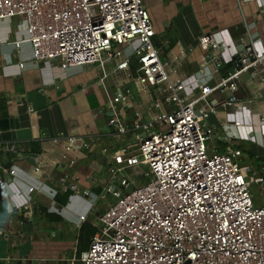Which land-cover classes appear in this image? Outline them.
Wrapping results in <instances>:
<instances>
[{"label": "built area", "instance_id": "built-area-1", "mask_svg": "<svg viewBox=\"0 0 264 264\" xmlns=\"http://www.w3.org/2000/svg\"><path fill=\"white\" fill-rule=\"evenodd\" d=\"M12 19L26 24L28 37L11 45L29 46L32 62L98 66L101 83L123 72L143 97L144 110L136 108L131 117L124 112L131 90L108 100L113 138L119 143L133 134L135 145L113 153L108 194L82 193L88 211L78 217L81 222L106 195L110 199L88 251L69 264H264V167L256 172L238 164L243 143L264 150V117L259 123L244 118V103L232 95L225 106L233 114L219 129L208 124L217 111L209 97L219 90L235 93L241 75L264 63V47L253 44L241 54L227 30L203 34L199 46L211 54L216 72L238 59L237 67L215 86L200 80L188 86L182 78L172 79L177 69L162 62L143 0H0V21ZM133 45L126 56L124 48ZM218 136L235 148L219 152L212 144ZM80 144L88 148L83 138L69 136L61 160L74 165L69 154ZM0 152L17 153V147L1 142ZM138 170L145 183L125 174ZM34 173L31 186L39 191L43 174L39 167ZM69 179L66 174L59 183L76 195ZM253 184L263 191L260 206Z\"/></svg>", "mask_w": 264, "mask_h": 264}, {"label": "crops", "instance_id": "crops-1", "mask_svg": "<svg viewBox=\"0 0 264 264\" xmlns=\"http://www.w3.org/2000/svg\"><path fill=\"white\" fill-rule=\"evenodd\" d=\"M143 3L156 33L153 42L162 62L177 69L172 79L182 78L188 86L196 80L215 86L237 67L238 59L216 72L211 54L199 46L203 34L227 30L241 54L253 44L258 50L264 47V0ZM27 37V26L20 20L0 21V118H13L17 128L32 131L30 141L5 142L16 145L17 153L0 152V264H69L88 251L92 237L101 229L97 214L104 213L110 199L106 195L81 222L78 217L88 211V197L82 193L108 194L113 153L135 145L133 134L119 143L113 138L109 126L113 113L108 100L120 90H131L124 110L131 117L136 108L144 110L143 97L135 81L128 80L123 72L101 83L103 70L98 66L68 68L56 62H32L29 46L16 50L11 45ZM134 46L124 48L126 56L132 55ZM236 84L235 93L219 90L209 97L217 109L208 121L210 126L219 129L227 114H233L234 109L225 106L232 95L244 103V118L259 123L264 117V63L243 73ZM73 135L88 145L81 148L80 144L69 154L75 159L74 165L61 160L68 138ZM212 144L222 153L228 145L234 146L221 136ZM240 147L252 150L262 164L255 167L256 172L261 171L264 150L250 143ZM104 148L108 154L103 153ZM36 167L43 174L39 191L31 186L37 178ZM12 169L16 175H10ZM66 174L70 176L69 184L78 189L76 195L62 189L59 183ZM136 178L138 183L144 182L142 177ZM67 192L71 196L61 203L60 197Z\"/></svg>", "mask_w": 264, "mask_h": 264}, {"label": "water", "instance_id": "water-1", "mask_svg": "<svg viewBox=\"0 0 264 264\" xmlns=\"http://www.w3.org/2000/svg\"><path fill=\"white\" fill-rule=\"evenodd\" d=\"M142 136L144 137V135ZM31 139H32L31 129L17 128L16 121L13 118H6V119L0 118V143L1 142L30 141ZM25 226L26 225L24 224V229H25Z\"/></svg>", "mask_w": 264, "mask_h": 264}, {"label": "rangeland", "instance_id": "rangeland-1", "mask_svg": "<svg viewBox=\"0 0 264 264\" xmlns=\"http://www.w3.org/2000/svg\"><path fill=\"white\" fill-rule=\"evenodd\" d=\"M246 145H248V144H246ZM229 147L235 148V146H231V145H228V148ZM248 162H254V160H251V159L249 160L248 156L245 154L242 156V158H240L238 160V164L242 167L247 166ZM259 167H262V164ZM132 173L127 171L125 174L128 176H135V177L140 176V177H142V174H141L142 172H140V171H138L137 173H133V174ZM252 175H255V173H253ZM143 181H144V183L146 182L145 179H143ZM250 190H251V193L253 194L255 205L260 206L262 204V198H263V191L261 190V187L257 184H253V185H251ZM97 215H98V218L101 217V214H97ZM100 228H101V226H100Z\"/></svg>", "mask_w": 264, "mask_h": 264}, {"label": "trees", "instance_id": "trees-1", "mask_svg": "<svg viewBox=\"0 0 264 264\" xmlns=\"http://www.w3.org/2000/svg\"><path fill=\"white\" fill-rule=\"evenodd\" d=\"M131 68L133 69V71H135L137 69V59L136 60H132L131 61ZM243 151V155H247L249 160H254V162H248V166H253V167H259L258 165H261L258 161V159L254 158L253 152L251 149L247 148V147H243L242 148ZM71 196V192H67L66 194H64L62 197H60V202L61 203H65L67 202V200L69 199V197Z\"/></svg>", "mask_w": 264, "mask_h": 264}]
</instances>
